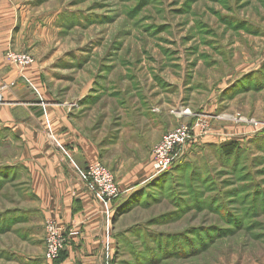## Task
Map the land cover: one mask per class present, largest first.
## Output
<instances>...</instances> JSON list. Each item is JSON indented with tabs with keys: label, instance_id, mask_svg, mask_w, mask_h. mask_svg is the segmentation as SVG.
Returning <instances> with one entry per match:
<instances>
[{
	"label": "rangeland",
	"instance_id": "1",
	"mask_svg": "<svg viewBox=\"0 0 264 264\" xmlns=\"http://www.w3.org/2000/svg\"><path fill=\"white\" fill-rule=\"evenodd\" d=\"M13 2L25 18L22 51L44 65L46 95H89L74 104L91 108L87 123L102 125L113 143L105 166L116 176L121 162L127 170L151 158V185L122 199L115 214L111 264H264V0ZM147 115L170 118L156 143L181 125L190 130L163 172L153 165L160 142L139 148L129 139L139 123L154 140ZM210 124L242 136L192 144ZM2 125L0 264H56L45 242L41 255L25 238L40 225L25 220L28 176L12 165L19 147ZM231 142L240 151L226 159L220 147Z\"/></svg>",
	"mask_w": 264,
	"mask_h": 264
},
{
	"label": "crops",
	"instance_id": "2",
	"mask_svg": "<svg viewBox=\"0 0 264 264\" xmlns=\"http://www.w3.org/2000/svg\"><path fill=\"white\" fill-rule=\"evenodd\" d=\"M18 4L13 0H0V80L4 101L0 106V118L7 133L6 141L11 147H19L12 165H19L28 176L29 198L26 202L30 207L23 211L25 220L37 219L40 225V233L29 231L25 238L38 245L41 255L44 254L45 225L48 221H55L69 234L73 232L60 264H111L117 247L115 214L122 206V199L129 198L155 177L151 158L140 163L133 154L131 160L135 158L137 161L127 170H124L125 162H121L117 165L119 171L116 175L120 195L109 203L96 197L95 190L81 173L91 164H104L113 143L109 144L108 135L100 132L102 125L97 128L87 123L86 116L91 117V108H78L74 104L89 95L71 101L46 95L43 64L33 61L20 68L8 58L10 51L24 52L25 28L19 26L25 23V18ZM155 117L147 115L150 129L145 132H157L154 140L143 136L144 130L139 129V123H132L134 127L128 134L135 147L153 148L160 142L156 143L164 134L170 118L167 122L163 119L161 124ZM209 127L206 131L196 129L192 144L198 140L205 145L217 144L242 136L227 126L210 124ZM141 139L146 141L140 143ZM15 257L12 258L15 260Z\"/></svg>",
	"mask_w": 264,
	"mask_h": 264
},
{
	"label": "built area",
	"instance_id": "3",
	"mask_svg": "<svg viewBox=\"0 0 264 264\" xmlns=\"http://www.w3.org/2000/svg\"><path fill=\"white\" fill-rule=\"evenodd\" d=\"M8 58L20 68L33 63V57L24 52L10 51ZM2 99L3 97L0 95V103ZM189 134V127L181 125L162 139L153 152V165L157 172H163L171 167L172 155L178 146L185 143ZM81 176L95 190L96 197L105 203L111 202L120 195L118 180L114 172L100 162L89 165L87 170L81 173ZM72 233L69 234L64 226L55 221L46 223L44 242L46 246L45 258L48 262H53L60 257L68 243L69 235H73Z\"/></svg>",
	"mask_w": 264,
	"mask_h": 264
},
{
	"label": "trees",
	"instance_id": "4",
	"mask_svg": "<svg viewBox=\"0 0 264 264\" xmlns=\"http://www.w3.org/2000/svg\"><path fill=\"white\" fill-rule=\"evenodd\" d=\"M220 150H221V153L224 155V157L227 159V158L232 157L236 152L240 151V145L239 143L231 142V143L221 145ZM150 185L151 183L147 186V188ZM63 259H64V254L62 251L56 264H60Z\"/></svg>",
	"mask_w": 264,
	"mask_h": 264
}]
</instances>
